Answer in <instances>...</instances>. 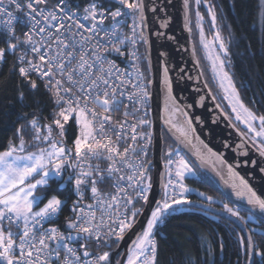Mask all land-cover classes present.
<instances>
[{
    "label": "snow or ice",
    "instance_id": "6c2138e0",
    "mask_svg": "<svg viewBox=\"0 0 264 264\" xmlns=\"http://www.w3.org/2000/svg\"><path fill=\"white\" fill-rule=\"evenodd\" d=\"M109 2L118 6L106 8L100 0H90L81 10L79 5L71 8L69 0H57L52 7H48V0H23V3L0 0V32L5 36L4 46H0V62L9 54L14 56L12 68L18 72L19 86L34 92L40 87L39 81L52 102V111L47 116L41 115L42 108L18 115L23 123L0 150V264H159L157 225L176 206L194 203L187 195L190 188L185 183L194 169L180 151L169 148L161 173V198L151 206L146 225L126 252L120 254L126 258H114L116 249L112 244L119 247L137 217L150 204L153 184L150 162L146 163L145 158L152 134L140 129L151 122L144 118L146 111L142 116L137 114L147 105L150 96L147 84L151 81L145 83L135 50L137 45L148 43L144 32L145 0ZM194 3L195 26L213 79L235 120L247 128L240 135L264 157V115H257L245 105L227 71L230 50L221 32L216 5L211 0H194ZM201 4L207 8L210 28L214 30L211 39L205 34ZM183 8L184 26L191 32L190 0H183ZM12 9L23 12V18ZM259 10L264 19V0H260ZM18 19L26 27L20 36L14 26ZM127 19L131 23H127L125 32ZM106 21L111 23L106 25ZM167 26L166 20L161 21V28ZM122 46L128 47L122 50ZM113 53L132 61V72L109 59ZM168 71L165 66L162 77L167 95L165 124L187 145H192L193 139L199 141L206 153L197 147V158L211 163L224 183L230 184L235 196L264 213V198L232 164L199 137H193L195 129L188 113L172 96ZM129 86L134 91H129ZM25 97V91L18 92V101L27 107ZM125 99L135 107L125 103ZM121 105V118L114 119L113 113L120 112ZM177 113L184 117L182 123ZM224 115L228 117V113ZM241 147L243 142L237 149ZM217 164L226 168L227 179ZM260 171L264 173V167ZM52 182L59 189L71 185L76 197L69 209L71 215L65 218L66 231L54 224L44 227L46 222L58 218L67 203L55 192L49 195ZM105 182H110L111 191L101 189ZM198 196L203 198L201 205L206 202L207 207H212L211 195L199 192ZM220 211L234 217V223L239 222L237 227L247 226L248 218L241 215L240 209L224 203ZM247 231L246 236L238 235L237 239L248 264H264V249L254 239L255 229ZM212 251L209 246L207 264H214ZM188 264H192L191 258Z\"/></svg>",
    "mask_w": 264,
    "mask_h": 264
},
{
    "label": "trees",
    "instance_id": "16d2710c",
    "mask_svg": "<svg viewBox=\"0 0 264 264\" xmlns=\"http://www.w3.org/2000/svg\"><path fill=\"white\" fill-rule=\"evenodd\" d=\"M100 2L103 6L112 9L117 6L110 3L109 0H100ZM211 2L216 5L218 20L221 22V32L230 50L228 59L231 63L228 64L227 71L233 77L245 105L257 115H264V19L260 15L259 0H211ZM190 3H192L189 25L192 28L190 32L191 44L195 57L199 60L204 81L208 85V89H211V95L217 97L214 83L204 64L205 54L200 44L199 31L195 26L197 6L194 0H190ZM199 10L205 16V34L208 39H211L214 30L210 28L207 8L201 4ZM0 46H4L1 36ZM141 54L142 69L148 76L143 48ZM14 60L15 57L9 54L5 61L0 62V150L6 146L8 138L15 132V128L23 123L18 119V115L35 112L40 108L43 109L41 113L43 116H47L52 111L51 99L41 83L34 92H28L27 88L19 86L18 72L13 71L12 68ZM21 90L26 93L24 104L28 105L27 107L22 106L18 101V92ZM215 101L220 104L221 98L217 97ZM70 139H74V137ZM167 142L168 144L163 145V148L175 149L170 140ZM150 158L151 152L149 160ZM189 162L197 174L186 178L185 183L197 192L211 195L214 198V203L212 207H207L206 202L205 205H201L200 201L203 198L199 197L197 193H188L189 199L194 203L182 205L181 210L166 215L164 222L157 225L155 229L159 245V264H188L190 258L192 264H207L209 246L213 250L214 264H248L237 237L238 235L246 236L248 229H255L254 239L258 246L264 249V219L232 203L205 174L197 169L192 161L189 160ZM53 192L67 201L58 218L53 222V224L64 228L65 218L71 215L69 209L75 195L71 185L59 189L55 182L51 184L49 195ZM224 203L240 209L241 215L248 218L246 227L244 225L237 227L239 222L234 223V217L220 211ZM115 246L116 244L113 243L112 248Z\"/></svg>",
    "mask_w": 264,
    "mask_h": 264
},
{
    "label": "water",
    "instance_id": "95a60500",
    "mask_svg": "<svg viewBox=\"0 0 264 264\" xmlns=\"http://www.w3.org/2000/svg\"><path fill=\"white\" fill-rule=\"evenodd\" d=\"M145 35L148 43L144 44L145 62L148 71V97L150 120L152 126V147L149 169L152 172L153 187L150 191V204L137 217L134 227L129 230L124 239L113 248L116 249L114 258L125 259L121 253L126 252L131 241L146 225V220L161 196V173L164 172L162 163L163 137L165 133L171 143L181 151L197 169L205 174L220 191L235 205L264 219V213L258 208H252L245 200L235 196L230 184L216 174L211 163H204L195 155L197 147L191 148L171 133L161 117L163 69L168 68V78L172 84V96L178 106L188 113L192 121L193 133L199 137L213 152L220 154L223 159L235 167V170L248 181L249 185L264 198V157H261L252 144L240 135L232 126L221 108H217L205 81L191 44L190 32L185 28L183 0H145ZM166 20L168 26L161 28V21ZM190 25V21H189ZM163 33L160 36L157 33ZM171 37V39H170ZM163 53V55H161ZM204 99L201 100L200 98ZM243 142V147L237 145ZM199 143V142H198ZM202 148L203 146L200 145ZM201 149V148H200ZM202 150V149H201ZM206 153V149H203ZM246 153V154H243ZM214 159V158H213ZM252 161H256L255 164ZM217 168L227 178L226 168L217 164Z\"/></svg>",
    "mask_w": 264,
    "mask_h": 264
},
{
    "label": "built area",
    "instance_id": "2783aa9c",
    "mask_svg": "<svg viewBox=\"0 0 264 264\" xmlns=\"http://www.w3.org/2000/svg\"><path fill=\"white\" fill-rule=\"evenodd\" d=\"M21 2L23 3V0H21ZM90 0H69V5L71 8L75 9L77 7V5H79V8L82 10L83 7L89 3ZM55 3H57V0H48V7H52ZM118 6V5H117ZM116 6V7H117ZM106 8H109L107 6H104ZM115 7V8H116ZM114 8V9H115ZM14 11V13L19 17V18H23L24 16V13L23 12H15V9H12ZM81 15H83L82 11L80 13ZM111 21H106V25L110 24ZM127 23H131V20L130 19H127L126 20V23L124 25V30L125 32L127 31ZM15 30H16V34L18 36L22 35V33L26 30V27L24 26V24H22L20 22V20L18 19L16 22H15ZM101 36H103V33L101 32L100 34ZM0 36L2 37L3 40H5V36L2 32H0ZM128 46H122V50H126ZM136 52H137V55L138 57H140L139 59V62L141 61L142 59V54H141V48H140V44L137 45L136 47ZM109 59H114L116 61V63L119 65V67H121L122 69H127V71L129 72H132V67H131V64L133 63L132 61H129L126 59V57H118L115 53H113ZM140 68V67H139ZM140 71L143 73V79L145 81V83L147 84V81H148V76L147 74L142 71L140 69ZM35 78V77H34ZM133 78H135L133 76ZM39 82V81H38ZM41 83V82H39ZM42 84V83H41ZM147 90H148V84H147ZM129 91H134V89H131V87L129 86ZM125 103H128L130 106L132 107H135V105L132 104L131 101H128L125 99ZM123 111V105H121V111L120 112H115L113 113V116H114V119L115 118H121V113ZM147 112V116H145L144 118L148 119L150 122V108H149V101L147 100V105L145 108H141V111L140 113L137 114V116H142L144 114V112ZM142 131H145V132H151L152 134V126H151V123L150 125L148 126H145L143 127L142 129H140ZM143 143V142H141ZM151 147H152V137H151V143L149 144L148 148H147V156L145 158V162L148 163L149 162V155H150V152H151ZM168 149L165 151L167 153ZM101 189L103 191H111V188H110V182H105L104 184L100 185ZM150 195V194H149ZM76 197L74 196L73 200L75 199ZM142 203V202H141ZM140 205L138 204L137 207H139ZM57 218H54L53 220H51L50 222H46L44 227H49L51 224H53V222L56 220ZM55 225V224H54ZM57 226V225H56ZM59 227V226H58ZM61 229V231H66V227L62 228V227H59Z\"/></svg>",
    "mask_w": 264,
    "mask_h": 264
},
{
    "label": "rangeland",
    "instance_id": "374dc122",
    "mask_svg": "<svg viewBox=\"0 0 264 264\" xmlns=\"http://www.w3.org/2000/svg\"><path fill=\"white\" fill-rule=\"evenodd\" d=\"M259 3H260V0H259ZM140 47H141V49L143 48L144 49V44H140ZM204 54H205V52H204ZM204 57H205V55H204ZM203 57V60H204V64H205V67H206V69H207V71H208V73H209V75H210V77H211V80L213 81V83H214V86H215V92H217V97H219V99L221 98V103H220V105H221V108L223 109V112L225 113H228V117H230V119L228 118V120L231 122V124L233 125V124H235L236 126H235V128L237 129V130H239L240 132H247V128H246V126L244 125V124H241L239 121H236L235 120V115L231 112V108L228 106V101H226V100H224L223 99V93L219 90V88H218V86H217V82L213 79V74H212V72H211V68H210V63H209V61L207 60V59H205ZM139 67H140V69L142 70V71H144L143 69H142V62H139ZM147 73H148V71H147ZM258 124H259V122L257 121L256 122V125L258 126ZM249 135H251V134H249ZM251 143V142H250ZM252 144V143H251ZM252 146H253V144H252ZM175 149L174 150H178L176 147H174ZM255 148V147H254ZM166 149L167 148H163V153H162V163H163V165H164V159H165V154H166ZM256 149V148H255ZM29 150H32V149H29ZM179 151V150H178ZM180 153H181V155H183V156H185L181 151H180ZM174 158V157H173ZM185 158L188 160V158L185 156ZM188 162H189V160H188ZM190 163V162H189ZM190 165L193 167V165L190 163ZM193 169H194V174L193 175H190V176H188L187 178H190V177H193V176H195L196 174H197V172H196V170H195V168L193 167ZM149 174L152 176V172H151V169L149 170ZM189 186V185H188ZM189 188H190V192L189 193H199V192H197L194 188H192V187H190L189 186ZM161 198V196L159 197V199ZM39 206H42V203L39 205ZM181 208H182V205H179V206H176V209L175 210H173L172 212H176V211H179V210H181ZM37 210H38V208H37ZM171 212V213H172ZM167 215V214H166ZM159 225V224H158Z\"/></svg>",
    "mask_w": 264,
    "mask_h": 264
},
{
    "label": "bare ground",
    "instance_id": "6f19581e",
    "mask_svg": "<svg viewBox=\"0 0 264 264\" xmlns=\"http://www.w3.org/2000/svg\"><path fill=\"white\" fill-rule=\"evenodd\" d=\"M167 103V95H166V92H165V90H164V87L162 88V102H161V117H162V120L164 121V123H165V118H166V115H167V113H166V111H165V104ZM177 104V103H176ZM178 105V104H177ZM177 119H178V121L179 122H183V120H184V117L183 116H181L179 113H177ZM166 125V124H165ZM166 127H167V129L171 132V133H173L175 136H179V134L178 133H175L174 132V130H172L171 128H170V126L169 125H166ZM193 135V137H195L194 136V134H192ZM199 141H197V140H195V139H193V141H192V145H189L191 148H194V147H198V148H201L202 150H203V148L200 146V144L198 143ZM227 179V178H226Z\"/></svg>",
    "mask_w": 264,
    "mask_h": 264
},
{
    "label": "flooded vegetation",
    "instance_id": "af4514ba",
    "mask_svg": "<svg viewBox=\"0 0 264 264\" xmlns=\"http://www.w3.org/2000/svg\"><path fill=\"white\" fill-rule=\"evenodd\" d=\"M162 136H164V137H163V138H164V139H163V143H164V145H165V144H168L167 141H168L169 139H168L167 135H166L165 133H162ZM169 146H170V143H169ZM168 149H169V148H168ZM149 170H150V169H149Z\"/></svg>",
    "mask_w": 264,
    "mask_h": 264
}]
</instances>
